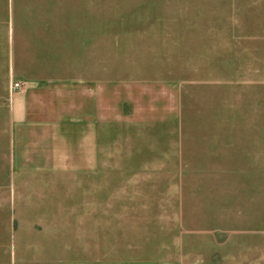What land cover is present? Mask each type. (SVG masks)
Returning a JSON list of instances; mask_svg holds the SVG:
<instances>
[{
	"label": "crops",
	"instance_id": "crops-1",
	"mask_svg": "<svg viewBox=\"0 0 264 264\" xmlns=\"http://www.w3.org/2000/svg\"><path fill=\"white\" fill-rule=\"evenodd\" d=\"M163 36L142 28L113 35L110 0H0V167H18L24 176L40 170L50 185L60 183V171H85L87 193L104 212L112 191L232 176L234 130L185 125L194 118L191 87L156 74L174 70L176 49L191 53L204 43ZM14 81L22 88L12 90ZM90 226L96 234L81 240L88 257L76 264H191L99 257L90 248L110 226ZM30 227L27 238L4 240L14 250L11 261L21 248L23 264H62L48 243L32 239L39 229Z\"/></svg>",
	"mask_w": 264,
	"mask_h": 264
},
{
	"label": "rangeland",
	"instance_id": "rangeland-1",
	"mask_svg": "<svg viewBox=\"0 0 264 264\" xmlns=\"http://www.w3.org/2000/svg\"><path fill=\"white\" fill-rule=\"evenodd\" d=\"M110 18L113 35L142 28L175 43H204L191 53L176 49L174 70L156 74L191 87L187 111L194 118L185 125L234 130L233 175L221 183L112 191L104 212L87 193L85 171H60V183L50 185L40 170L27 177L0 167V241L23 240L34 226L32 239L48 243L62 264H76L88 257L81 240L96 234L94 223L110 230L90 249L110 260L264 264V0H110ZM52 226L63 233L42 231ZM8 247L0 243V264H23L22 249L11 261Z\"/></svg>",
	"mask_w": 264,
	"mask_h": 264
},
{
	"label": "built area",
	"instance_id": "built-area-1",
	"mask_svg": "<svg viewBox=\"0 0 264 264\" xmlns=\"http://www.w3.org/2000/svg\"><path fill=\"white\" fill-rule=\"evenodd\" d=\"M22 81H14L11 85L12 90H19L22 88Z\"/></svg>",
	"mask_w": 264,
	"mask_h": 264
}]
</instances>
